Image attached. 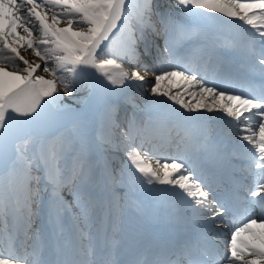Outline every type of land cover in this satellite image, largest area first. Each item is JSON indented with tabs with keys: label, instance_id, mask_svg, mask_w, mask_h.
<instances>
[{
	"label": "snow or ice",
	"instance_id": "6c2138e0",
	"mask_svg": "<svg viewBox=\"0 0 264 264\" xmlns=\"http://www.w3.org/2000/svg\"><path fill=\"white\" fill-rule=\"evenodd\" d=\"M258 261L264 0H0V264Z\"/></svg>",
	"mask_w": 264,
	"mask_h": 264
},
{
	"label": "bare ground",
	"instance_id": "6f19581e",
	"mask_svg": "<svg viewBox=\"0 0 264 264\" xmlns=\"http://www.w3.org/2000/svg\"><path fill=\"white\" fill-rule=\"evenodd\" d=\"M21 34H23V33H21ZM21 52H22L23 54L26 53V55L28 54L27 58L30 59V60L36 61V60L38 59V58H36L35 56L32 55L30 49L27 50V51L22 50ZM9 70H11V67H9ZM38 71H39V70H38ZM41 74H43V73L41 72ZM46 78H47V74H46ZM149 78L151 79V77H149Z\"/></svg>",
	"mask_w": 264,
	"mask_h": 264
}]
</instances>
